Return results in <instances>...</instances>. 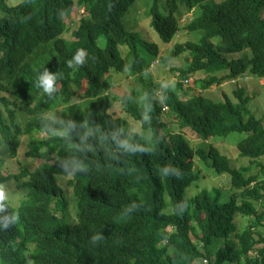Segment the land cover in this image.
I'll return each mask as SVG.
<instances>
[{"label": "trees", "instance_id": "16d2710c", "mask_svg": "<svg viewBox=\"0 0 264 264\" xmlns=\"http://www.w3.org/2000/svg\"><path fill=\"white\" fill-rule=\"evenodd\" d=\"M136 1L0 0V185H14L19 200L0 210V264H264V181L246 177L253 166L264 174V126L245 89L235 101L226 93L220 102L183 99L181 82L170 90L148 71L156 59L184 61L171 72L204 75L200 91L264 78V0H151V33L128 20ZM181 10L194 13L184 27ZM181 29L202 35L160 55L153 39L169 45ZM80 49L84 62L70 66ZM243 52L250 56L229 58ZM44 69L57 74L51 95L37 81ZM120 73L138 88L112 94ZM114 102L140 132L126 133ZM185 129L204 142L245 135L237 149L248 165L232 168L213 145L193 147ZM23 143L40 163L5 175ZM196 158L229 176V201L208 191L186 196L200 179Z\"/></svg>", "mask_w": 264, "mask_h": 264}, {"label": "rangeland", "instance_id": "374dc122", "mask_svg": "<svg viewBox=\"0 0 264 264\" xmlns=\"http://www.w3.org/2000/svg\"><path fill=\"white\" fill-rule=\"evenodd\" d=\"M11 1V0H10ZM16 1V0H13ZM222 1V0H216ZM151 0H137L133 5L130 6L128 12L129 15L134 17L135 20H132L131 17H128V20L131 23H135L139 28H143L151 33V29L149 28V20L148 13L151 7ZM82 9L78 10L79 13H82ZM194 13H186V11L181 10L178 16L179 23L181 27H184L186 21L193 19ZM185 30L181 29L178 35L174 38L172 43L169 45H162L158 39H153L160 46V55L165 54L167 51H171L176 43H184L185 41H197L202 33L194 32V33H186ZM249 55L250 52H243L240 54L229 55L230 59L239 58L242 55ZM184 65V61H176L174 64H161L157 59L151 62V65L148 69L149 73L153 77L155 83H160L167 87L170 90H176V84L178 82L182 83V89H177V94L179 97L183 99H187L193 95H203L207 100L212 102H220L223 98V93H226L233 101H235V96L233 92L238 88L242 87L245 89V94L250 98L247 107L250 112L253 113L256 119L260 120L264 126V78L257 79L251 76H247L244 78H240L236 81H227L222 83L221 85H213L206 89L205 91H200L199 87L196 85V81L199 79H203L204 75H195V77H186L182 78L178 72H171L173 67L181 68ZM175 69V68H174ZM189 79V83H185L184 81ZM112 80L114 81V85L112 86L111 93L117 96H123L125 94H130L131 91L138 88V84L136 81H132L128 78V76L123 73L115 75ZM160 95V91L157 92ZM111 113H115L117 117H122L124 121H126V133L128 135H132L133 132H140L141 128L136 124L131 117H129L121 106L114 102L113 107L110 109ZM52 116V115H51ZM55 118L54 116H52ZM173 131H179L175 124L169 125ZM184 134L185 138L191 143L193 147H202L206 148L210 145H213L223 156L228 158L229 164L232 168L239 169L243 166L248 165L249 158L239 156V151L237 149V142L242 140L245 135L233 133L224 138H211L208 141L204 142L199 139V137L191 132L190 130H181ZM145 134V133H144ZM25 144L18 149V155L16 158L6 160L3 173L5 175L14 174L17 175L23 169H29L30 171L34 170L40 161H32L25 156ZM264 165V157L259 159ZM195 161V171L198 172L200 179L194 183L190 188L186 191V196H194L197 194H201L203 192H214L221 196V201H229L233 194L231 189L230 178L227 174L217 175L211 169H209L201 160L198 158L194 159ZM250 175H258L260 180L264 181V174L261 172V168L257 166H253L252 170L246 174V177ZM63 186L66 188V182H62ZM10 185H6L4 188L7 191L9 196L10 204L16 205L18 203L17 197L15 193H18V189L15 188L14 185H11V188L8 187ZM66 195L69 200V213L71 218L77 213L76 204L77 201L71 194L70 189L65 190ZM238 204L241 201V198H237ZM236 224L239 227H243L247 224V220L244 219L241 215H237ZM204 264L206 263L203 261Z\"/></svg>", "mask_w": 264, "mask_h": 264}, {"label": "clouds", "instance_id": "9594fccd", "mask_svg": "<svg viewBox=\"0 0 264 264\" xmlns=\"http://www.w3.org/2000/svg\"><path fill=\"white\" fill-rule=\"evenodd\" d=\"M84 57V50H77L76 53L72 56V59L68 61V63L70 66H78L84 62ZM37 81L39 86L43 89L44 93L51 95L56 90L55 85L57 81V74L50 73L47 69H44L37 77ZM184 82L186 84L188 83L187 80H185ZM8 203H10V200L7 191L2 185H0V210H3V208L6 207ZM101 238L102 237L100 235H94L93 241H98Z\"/></svg>", "mask_w": 264, "mask_h": 264}]
</instances>
